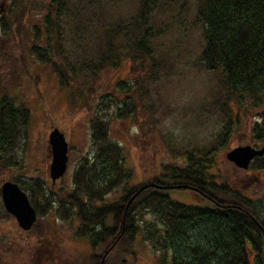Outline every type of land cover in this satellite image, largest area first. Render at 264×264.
<instances>
[{"label": "trees", "instance_id": "obj_1", "mask_svg": "<svg viewBox=\"0 0 264 264\" xmlns=\"http://www.w3.org/2000/svg\"><path fill=\"white\" fill-rule=\"evenodd\" d=\"M7 1L11 11L1 15L0 44L6 41V49L3 52L0 47V56L10 60L20 56L21 64L24 56L32 57L50 65L64 88H72L84 70L86 78L94 82L104 72L124 65H129L131 75L143 71L150 80L172 72L175 59L155 41L156 31L165 34L172 25L168 22L165 28L161 23L156 28L161 20L157 14L167 15L176 5L190 11L193 3L202 42L197 65L216 77L211 104L227 118L233 103L259 108L264 104V0H173V4L172 0ZM124 1L132 9L127 17L107 14ZM38 7L43 12L30 36L24 32V25ZM67 31L78 46L73 63L66 61L64 53ZM15 45L19 52L4 57ZM12 63H0L3 84H21L14 77ZM141 79L136 80L135 87L124 82L117 87L127 95H137ZM79 88L78 97L86 103L89 97L81 85ZM94 93L92 88L90 94ZM75 94L69 91L71 97ZM111 102L112 106L116 104L114 99ZM124 104V108L117 106V118L135 116L134 103ZM112 106L104 100L99 104L91 122L95 153L81 160L72 192L60 195L58 201L62 208L59 213L66 219L71 217L66 209L72 207L73 216L80 221L76 237L87 239L92 248L82 264H101L103 260L107 264L110 255L120 249L127 251L134 263L138 260L140 234L159 254L158 264H251L252 253L255 264H264V198L252 199L236 190L227 178L211 173L212 150L185 153L183 164L164 163L159 175L134 183L135 171L127 165L124 148L111 139L109 120L103 115ZM29 118L30 110L24 104L8 95L2 97L0 170L17 162ZM250 169L264 170V156L256 158ZM15 183L25 192L31 188L29 201L38 218L49 211L50 205L43 207L37 200L41 195L47 203L52 202L44 185L38 182L27 186L21 180ZM173 190L188 191L206 205L176 201L170 195ZM113 193L118 197L112 200ZM144 215H152L145 228L141 226ZM20 259L18 256L13 263L2 262L29 264Z\"/></svg>", "mask_w": 264, "mask_h": 264}, {"label": "rangeland", "instance_id": "obj_2", "mask_svg": "<svg viewBox=\"0 0 264 264\" xmlns=\"http://www.w3.org/2000/svg\"><path fill=\"white\" fill-rule=\"evenodd\" d=\"M173 3L175 1L172 0ZM9 4L7 0H0V21L1 15H8L11 11ZM129 6L130 3L124 1L119 8L114 7L107 14L127 17L128 11L132 10ZM195 11L192 3L190 11L176 5L173 12L167 15L157 14L161 20L156 28L161 23L165 28L166 24L171 23L172 27L165 34L156 31V44L168 50L175 62L172 72L156 80L146 79L143 71L131 75L129 65H124L118 70L104 72L95 82L86 78L87 72L84 70L72 88H64L50 65H43L32 57L24 58L23 50L22 64L20 56L11 59L14 77L21 84H11L10 81L3 84L0 81V100L4 95L16 98L18 104H24L30 110V118L25 138L17 150V162L9 169L0 170V264L13 263L18 256L21 261L29 264H76L78 260H82V264L87 260L92 248L87 239L76 237L80 221L77 216H73L71 206L66 209L71 213L70 219L62 217L58 201L61 200L60 195L63 197L72 192L81 160L87 156L93 157L95 153L91 122L103 100L111 106L114 104L111 100L116 101L103 115L109 120L111 139L124 148L127 165L135 171L134 183L159 175L164 163L183 164L185 153L212 150L209 155L212 160L211 173L227 178L236 190L250 198H264V171H244L227 160V154L239 146H263L264 104L259 108L246 104L239 107L233 103L230 118L216 111L211 104L215 95L216 77L197 65L202 42ZM42 12L38 7L27 19L24 32L28 35L38 24L39 13ZM65 25L68 27L69 24ZM64 35L66 61L73 63L78 46L73 43L72 34L67 31ZM5 43L2 41L0 44L3 52L6 49ZM15 47L4 57L18 53ZM2 57L0 63L5 61L8 66L11 60ZM141 77L137 95H127V91L117 87L119 82L135 87L136 80ZM19 85L21 87H17ZM80 85L89 97L86 103L78 97ZM92 88L94 94H90ZM70 90L76 92L74 97L69 95ZM125 102L134 103L137 113L133 117L117 118V106L124 108ZM54 128L65 134L70 148L67 172L56 185H53L50 178L52 157L48 142ZM16 180L27 182V186L40 182L51 193L48 198L52 201L50 203L41 195L38 196L37 200L43 207L50 205L49 211L39 217L37 226L29 232L21 230L16 220L8 216L3 205L1 186L8 181L15 183ZM26 189L29 190L23 191L30 196L31 188ZM113 194L110 196L112 200L118 197V194ZM170 195L174 200L187 205H206L188 191L173 190ZM151 220L152 215H144L141 226L144 227V223ZM139 239L137 261L132 263L130 254L120 249L110 255L107 264H158L159 254L143 240L141 234ZM33 246H38V249ZM255 262L256 257L252 253L251 264ZM101 264H104V260Z\"/></svg>", "mask_w": 264, "mask_h": 264}, {"label": "water", "instance_id": "obj_3", "mask_svg": "<svg viewBox=\"0 0 264 264\" xmlns=\"http://www.w3.org/2000/svg\"><path fill=\"white\" fill-rule=\"evenodd\" d=\"M52 162L50 166V178L53 185L62 179L69 163V144L65 134L58 128H54L49 135ZM264 156L263 147L257 149L252 146H239L227 154V160L239 169L248 170L251 163L258 157ZM2 201L5 210L12 215L18 226L25 232H29L38 220L37 211L29 201L28 195L17 183L5 182L1 187Z\"/></svg>", "mask_w": 264, "mask_h": 264}, {"label": "flooded vegetation", "instance_id": "obj_4", "mask_svg": "<svg viewBox=\"0 0 264 264\" xmlns=\"http://www.w3.org/2000/svg\"><path fill=\"white\" fill-rule=\"evenodd\" d=\"M262 146H260V147H258V149L259 148H261ZM253 171V170H252ZM262 171H264V170H262ZM262 171H259V172H255V171H253V172H255V173H261ZM250 178V177H249ZM253 199V198H252ZM10 251V250H9Z\"/></svg>", "mask_w": 264, "mask_h": 264}]
</instances>
